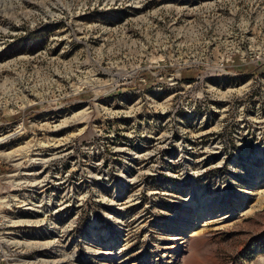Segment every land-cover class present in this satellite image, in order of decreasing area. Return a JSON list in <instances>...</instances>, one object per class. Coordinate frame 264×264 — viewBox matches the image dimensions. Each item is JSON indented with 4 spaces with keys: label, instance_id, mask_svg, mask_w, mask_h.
I'll list each match as a JSON object with an SVG mask.
<instances>
[{
    "label": "rangeland",
    "instance_id": "obj_1",
    "mask_svg": "<svg viewBox=\"0 0 264 264\" xmlns=\"http://www.w3.org/2000/svg\"><path fill=\"white\" fill-rule=\"evenodd\" d=\"M0 264H264V0H0Z\"/></svg>",
    "mask_w": 264,
    "mask_h": 264
},
{
    "label": "bare ground",
    "instance_id": "obj_2",
    "mask_svg": "<svg viewBox=\"0 0 264 264\" xmlns=\"http://www.w3.org/2000/svg\"><path fill=\"white\" fill-rule=\"evenodd\" d=\"M189 227H193V226H190V225H185V227L183 228V230L184 231H187V230H190L189 229ZM194 228V227H193ZM199 231V230H198ZM191 236H192V234H191ZM190 237V236H189ZM200 242V241H199ZM198 242V243H199ZM192 244L194 243L193 241L191 242ZM203 242L202 243H199V245H197V246H193V247H191L192 249H191V253H190V255H189V258H188V262L189 263H192L193 261H195V259H196V257H197V254H198V251H199V249L200 248H202L203 247ZM198 260V259H197ZM200 263V262H199Z\"/></svg>",
    "mask_w": 264,
    "mask_h": 264
},
{
    "label": "built area",
    "instance_id": "obj_3",
    "mask_svg": "<svg viewBox=\"0 0 264 264\" xmlns=\"http://www.w3.org/2000/svg\"><path fill=\"white\" fill-rule=\"evenodd\" d=\"M238 54H239L240 57L243 58V61H245V60L247 59L246 57H247L248 55H245V54L240 55L241 53H238ZM235 55H236V54H235ZM239 56H238V57H239ZM229 58H230V57H229ZM250 59H252V57H251ZM232 61H233V59H232ZM223 69H224V67L222 66V67H221V70L223 71ZM143 80H144V79H143Z\"/></svg>",
    "mask_w": 264,
    "mask_h": 264
},
{
    "label": "trees",
    "instance_id": "obj_4",
    "mask_svg": "<svg viewBox=\"0 0 264 264\" xmlns=\"http://www.w3.org/2000/svg\"><path fill=\"white\" fill-rule=\"evenodd\" d=\"M184 76V75H183ZM183 79H192V77H186V76H184V77H182Z\"/></svg>",
    "mask_w": 264,
    "mask_h": 264
}]
</instances>
